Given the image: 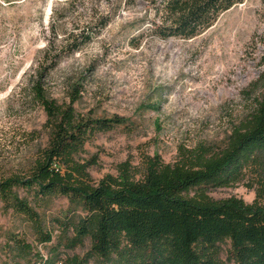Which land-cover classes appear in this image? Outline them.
Masks as SVG:
<instances>
[{
	"label": "rangeland",
	"instance_id": "obj_1",
	"mask_svg": "<svg viewBox=\"0 0 264 264\" xmlns=\"http://www.w3.org/2000/svg\"><path fill=\"white\" fill-rule=\"evenodd\" d=\"M53 4V0H0V180L25 174L49 140L46 114L33 100L29 79L53 38ZM92 8L106 12L107 0L86 1L54 25L65 33L79 32L88 25ZM153 17L148 0L122 6L80 49L64 48L58 55L54 50L56 64L44 65V87L50 98L68 101L76 85L81 87L75 103L79 114L124 119L86 141L82 157L93 161L89 172L94 183L108 173L116 175L118 164L126 160L136 167L149 157L174 163L182 149L200 144L224 147L261 93L264 0L234 5L191 38L156 35ZM64 32L54 41L56 50L63 44ZM259 191H264V160L244 168L240 181L211 188L208 194L215 200L236 196L252 203ZM19 193L29 196L22 188ZM35 209L37 219L0 199V264H27L30 253L17 245V237L47 254L50 243L40 242L36 223L53 231L51 243H56L58 224L84 214L80 205L63 196H50ZM220 246L221 260L229 262V241ZM88 247L89 241L61 247L62 256H83Z\"/></svg>",
	"mask_w": 264,
	"mask_h": 264
},
{
	"label": "trees",
	"instance_id": "obj_2",
	"mask_svg": "<svg viewBox=\"0 0 264 264\" xmlns=\"http://www.w3.org/2000/svg\"><path fill=\"white\" fill-rule=\"evenodd\" d=\"M53 1V38L29 79L33 100L46 114L49 140L25 174L0 180V199L37 219L35 207L44 205L50 196H63L80 205L84 214L58 224L56 243H51L53 231L36 223L40 242L50 243L47 254L34 251L32 244L17 237V245L30 253L27 264H264V191L257 192L252 203L236 196L215 200L208 194L211 188L240 181L244 168L264 160V50L258 79L261 93L224 147L200 144L182 149L174 163L149 157L136 167L126 160L118 164L116 175L108 173L94 183L89 172L93 161L82 157L86 141L96 131L123 124L124 119L79 114L75 103L81 98V87L76 85L68 101L50 98L44 87V65L56 64L51 55L54 50L58 55L64 48L80 49L120 7L138 0H107L106 12L92 8L88 25L69 33L54 22L60 23L69 10L86 1L100 0ZM148 1L154 10L151 25L156 35L191 38L245 0ZM94 26L99 28L94 30ZM60 32H64L63 44L56 50L54 41ZM260 40L264 45V31ZM21 188L31 199L20 195ZM86 241L89 247L83 256H62L61 247ZM224 241L230 243L229 262L220 258Z\"/></svg>",
	"mask_w": 264,
	"mask_h": 264
}]
</instances>
